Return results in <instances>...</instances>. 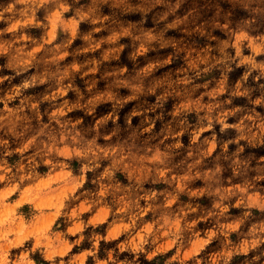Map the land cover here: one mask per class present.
Returning a JSON list of instances; mask_svg holds the SVG:
<instances>
[{"label":"rangeland","instance_id":"obj_1","mask_svg":"<svg viewBox=\"0 0 264 264\" xmlns=\"http://www.w3.org/2000/svg\"><path fill=\"white\" fill-rule=\"evenodd\" d=\"M247 18L241 0H0V264H264Z\"/></svg>","mask_w":264,"mask_h":264},{"label":"clouds","instance_id":"obj_2","mask_svg":"<svg viewBox=\"0 0 264 264\" xmlns=\"http://www.w3.org/2000/svg\"><path fill=\"white\" fill-rule=\"evenodd\" d=\"M243 10L248 14V18L243 21V28L254 29L264 23V0H241ZM11 11V9H6ZM259 41L264 44V36H260ZM255 247V244L252 245ZM243 251H247L245 247ZM259 259V258H257Z\"/></svg>","mask_w":264,"mask_h":264}]
</instances>
